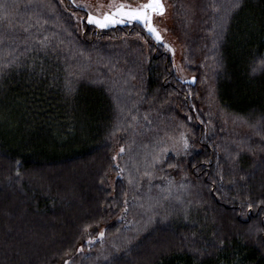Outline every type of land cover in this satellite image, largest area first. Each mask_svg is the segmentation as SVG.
Wrapping results in <instances>:
<instances>
[{"label": "trees", "instance_id": "16d2710c", "mask_svg": "<svg viewBox=\"0 0 264 264\" xmlns=\"http://www.w3.org/2000/svg\"><path fill=\"white\" fill-rule=\"evenodd\" d=\"M168 1L194 83L140 23L0 0V264H264V0Z\"/></svg>", "mask_w": 264, "mask_h": 264}, {"label": "rangeland", "instance_id": "374dc122", "mask_svg": "<svg viewBox=\"0 0 264 264\" xmlns=\"http://www.w3.org/2000/svg\"><path fill=\"white\" fill-rule=\"evenodd\" d=\"M71 1L76 8L86 11L87 15L91 14L94 16H103L104 13L113 11V9L116 6H119L120 4H125L126 6L137 8V7H141L144 3L148 2V0H141L140 2H129L127 0H71ZM162 2L165 5L166 11L162 16L158 14H154L152 23L160 31L161 35L163 36V40L157 41L155 35L149 33L147 28L145 29L149 34H151L154 37V39L158 43L162 44L166 48V50L171 54L172 58L174 59V68L178 78L186 83H194L196 79L195 76L188 73L184 69L182 64V58H183L182 43L180 40V32H178L177 29L178 27L176 25V17L174 11L168 0H162ZM187 4L188 5L186 6L190 5L192 7L194 5V1L188 0ZM192 8L189 7L188 8L189 10L186 9L185 13L186 15L189 13L191 17L192 15L193 17H195L196 15L194 14V9ZM89 23L94 25L98 29H106L118 25L134 24V23H140L143 25L142 21H138V20L129 21L127 18L124 19L123 23L120 22L110 23L108 24V26L103 28L94 22H89Z\"/></svg>", "mask_w": 264, "mask_h": 264}, {"label": "snow or ice", "instance_id": "6c2138e0", "mask_svg": "<svg viewBox=\"0 0 264 264\" xmlns=\"http://www.w3.org/2000/svg\"><path fill=\"white\" fill-rule=\"evenodd\" d=\"M233 7H238V4L233 5ZM165 11V5L163 4L162 0H148L147 3H144L141 7L137 8L120 4L119 6H116L113 11L104 13L103 16H94L89 14L88 20L89 22L98 24L102 28L108 26L110 23H123L125 18H127L129 21H142L144 27L147 28L149 33L154 34L157 41H162L163 36L153 25L152 19L154 14L162 16ZM185 144H187V141H185ZM122 151L123 148H121V152ZM100 235L103 236L104 233H100Z\"/></svg>", "mask_w": 264, "mask_h": 264}]
</instances>
